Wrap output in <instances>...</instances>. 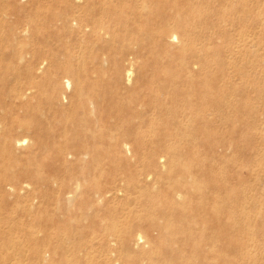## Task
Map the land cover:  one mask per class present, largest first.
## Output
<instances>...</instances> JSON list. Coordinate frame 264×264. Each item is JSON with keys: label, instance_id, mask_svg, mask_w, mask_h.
I'll return each instance as SVG.
<instances>
[{"label": "rangeland", "instance_id": "374dc122", "mask_svg": "<svg viewBox=\"0 0 264 264\" xmlns=\"http://www.w3.org/2000/svg\"><path fill=\"white\" fill-rule=\"evenodd\" d=\"M161 1L164 6V16L166 15L168 20L181 19L187 24V42L189 43L176 45L177 42L176 44L174 42L171 44V52L176 55L186 54L185 58L177 59V62L179 64L192 62L190 66L198 75V77L194 75L196 80L207 88L209 97L214 101L217 100L219 105L212 109L195 107L192 111L178 109L166 112L157 109L153 113L152 127L148 135L152 136L153 140H158L166 132L173 133L163 144L169 146L168 153L167 151L158 153L160 158L162 155L169 158L166 169L171 166L170 160L173 158V153L184 148L189 153L186 154L187 157L199 163L194 171L205 169L208 174L211 173L214 176L217 192H219L217 216L220 236L227 233L226 237L233 238L235 241L254 239L256 244L259 243L258 252L264 257V0ZM0 3V9H2L0 11V110L2 111H0V119L4 124L0 128V264H38L41 242L44 238L81 237L85 242H89L91 247L88 251L99 256L110 250L109 247H102L101 238L105 237L113 241L120 239L123 243L124 238L130 239L138 231L157 236L158 232L155 230L153 232L148 223V217L152 212L149 213L150 210L144 209L140 203V199H144V191L153 194L155 188L157 189L156 186L154 189L140 188L141 191L136 189L131 195V199L137 197L136 203L129 199L122 200L120 203H103L99 217L95 220L82 221L74 217L80 198L68 203L69 200H66L64 196L65 192L76 184V180L83 181L85 177L93 173L97 176L98 171L94 170L96 167L90 159H85L84 162L76 154L71 153L68 157L61 158L50 151H38L34 126L39 124V121L41 123L42 114H44L43 121L53 120L52 123L55 125L58 121L53 117L48 118L49 113L45 112L41 106L42 101H47L45 93L47 89L39 85L44 75H37L29 69L34 70L50 50L61 51L60 57L64 58L62 44L74 45V35L70 31H62L60 27L41 33L36 31L37 24L43 21L47 12L60 11L65 8V5L61 4L60 0H0ZM18 19L22 20V24L16 27L20 30L14 40L8 36V28H12ZM23 29L27 31L24 33ZM114 35L108 36L109 44L107 43V48L105 47L108 58L110 57L106 65L109 71L107 82L112 79L110 69L112 60L118 55L116 51L127 44L131 45V32L120 31ZM116 42L119 43L116 44ZM24 52H29L26 59L18 57ZM123 57V54H119L117 59L122 61ZM146 57L150 60L153 58L151 55ZM132 58L134 59L133 56H129L125 63L133 60ZM150 60L144 58L136 64L135 83L139 81L144 70L150 77L156 72L149 64ZM194 62H198V66L194 67ZM48 65L47 62L45 67ZM182 73L184 77L188 76V72ZM233 73L234 75L231 76L230 74ZM28 85L34 89L32 88L33 91L28 96H23L27 92ZM247 88L249 89L246 90ZM128 93L129 90L125 89L120 92L123 97H126ZM192 99L196 102L199 98L194 96ZM229 101L231 105H227ZM22 102L33 106L27 111L23 110ZM115 104L107 105L106 109L115 110L117 108ZM36 106H41L40 110ZM181 119H184V122H181ZM6 124L10 127L9 129ZM8 136L15 140L26 138L27 142L21 147L14 146L13 151L9 153L5 149L9 142ZM129 145L133 149V144ZM142 153L139 156H142ZM115 157L106 158L104 164L107 173L103 178L94 177L92 179L94 183L109 186L111 177L120 175L127 168L132 172L129 173L128 170L125 177L133 179L132 175H137L136 173L144 167L143 163L142 166L136 163L139 157H135L130 152ZM139 159L140 162L143 161L142 158ZM144 171L145 169L142 172ZM172 173H176L175 170L171 172V175ZM82 183L84 190L91 182L83 181ZM59 198L60 202L57 205L56 201ZM95 207L98 208V204ZM63 212L67 214L66 217L63 221L62 218L57 221V217ZM138 216L140 219H136ZM139 222H142V226L138 228ZM53 234H56L55 237H49ZM93 241L95 244H91ZM13 243L16 247H13ZM133 249L139 248L133 247ZM58 254L63 255V252L59 251Z\"/></svg>", "mask_w": 264, "mask_h": 264}, {"label": "bare ground", "instance_id": "6f19581e", "mask_svg": "<svg viewBox=\"0 0 264 264\" xmlns=\"http://www.w3.org/2000/svg\"><path fill=\"white\" fill-rule=\"evenodd\" d=\"M60 1L65 5V8L60 11L47 12L43 21L39 25L37 24L36 31L41 33L60 27L62 31H70L74 35L75 43L72 46L62 44L64 58L60 57L61 51L52 49L44 55L34 70L29 68L32 73L44 75L39 85L41 88L47 89L45 92L47 101H42L41 106L45 112L49 113L48 118L53 117L58 121L55 120L56 125L52 123V119H49L52 120L51 122L43 121L44 114H42L41 123L39 121V124L34 126L38 151H50L61 158L68 157L73 153L84 162L85 159H90L96 167L94 170L98 171V175L89 174L83 180L91 182L89 186L83 190V181L76 180V178V184L64 194L66 200H69L68 203L80 198L79 207L74 216L78 220H95L99 217L101 205L106 202L120 203L122 200L129 199L136 203L137 197L131 199V195L136 189L141 191L140 188L152 187L154 189L156 186L157 189L155 188L153 194L144 191V199H140V203L144 209L150 210L149 213L152 212L148 217V223L152 227V231H157L158 235L152 236L149 232L144 234L142 231H138L130 239L124 238L123 243L120 239L113 241L105 237L101 238L102 247H109L110 250L99 256L88 251L91 246L81 237L44 238L41 242L38 264H264L263 254L258 252L259 243L256 244L254 239L235 241L230 237L228 239L227 233L220 236V224L217 216L219 192H217L214 176L211 173L208 174L205 169L194 171L195 166H199V163H195L187 157L189 153L184 148L173 153V158L171 157L170 160L171 166L166 169L169 158L166 155H162L160 158L158 153H165L169 149V146L163 144L173 133L166 132L158 140H153L152 136L148 135L152 127L153 113L157 109L166 112L178 109L192 111L195 107L212 109L219 105L217 100L214 101L209 97L207 88L196 80L198 75L193 72L190 66L192 62L189 64L177 62V59L185 58L186 54L176 55L171 52L172 43L176 44L177 42L176 45L189 43L187 42V24L181 19L168 20L166 15L164 16V6L161 0ZM197 1L200 2V0ZM20 24H22V20L18 19L12 28H8L9 37L14 39L17 36L20 29L17 30L16 27ZM24 28L26 29V27ZM126 30L131 32V45L127 44L116 51L117 56L123 54L124 57L122 61L118 60L117 56L112 60L110 69L112 81L107 82L109 71L106 65L110 58H108L106 50L107 38ZM116 36L118 37V35ZM63 38L61 39L62 43ZM22 43L24 42L22 41ZM118 43L116 42V44ZM28 53H21L18 57L26 59ZM149 55L153 57L151 60L146 57ZM129 56H133L134 59L125 63ZM144 58L150 60L149 64L156 72L150 77L144 70L139 81L135 83V66ZM47 62L49 65L45 67ZM193 65L194 67L198 66V62H194ZM183 71L188 72V76L184 77ZM234 73L230 75L233 76ZM32 88L28 85L27 92L23 96H28L33 91L34 88ZM123 89L129 90L126 97L120 94ZM194 96L199 98L196 102L192 99ZM114 103L117 106L115 110L106 109L107 105ZM21 104V108L26 111L33 106L26 102ZM229 104L231 105V102L227 103V105ZM41 106L36 107H39L40 110ZM183 120L181 119V122H184ZM3 125V120L0 119V128ZM6 127L10 128L7 124ZM26 136L29 137L27 134ZM8 140L5 149L9 153L13 151L14 146L15 148L21 147L27 142L26 138H16L15 140L9 136ZM131 143L133 149L130 148L129 144ZM129 152L143 160L140 162V159H137L136 163H140L141 166L143 163L144 167L136 173L137 175H132L133 179L136 177L135 180L125 177L128 170L129 173L132 172L127 168L120 175H113L109 186L92 181L94 177L99 179L106 175L104 161L107 157H119ZM141 152H143L142 156H139ZM15 160L17 161V158ZM87 169L89 168L87 167ZM143 169H145L144 172H142ZM173 170L176 173L171 175ZM56 202L58 205L60 198ZM97 204L98 208L95 207ZM129 213H131L130 209ZM67 214L64 212L60 214L57 221L61 218L63 221ZM136 219H140L139 216ZM141 226L142 222H139L137 227ZM55 235L48 236L55 237ZM24 236L26 237V235ZM14 243L13 247H16ZM91 244H95V242L93 241ZM133 247L139 249L134 250ZM118 248H120L119 251ZM59 251H62L63 255H59ZM61 257L63 258L60 259Z\"/></svg>", "mask_w": 264, "mask_h": 264}]
</instances>
